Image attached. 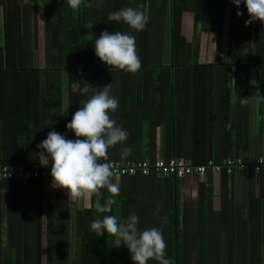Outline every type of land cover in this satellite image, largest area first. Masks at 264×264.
I'll use <instances>...</instances> for the list:
<instances>
[{"label":"crops","instance_id":"crops-1","mask_svg":"<svg viewBox=\"0 0 264 264\" xmlns=\"http://www.w3.org/2000/svg\"><path fill=\"white\" fill-rule=\"evenodd\" d=\"M87 2L90 7L82 4L79 10H73L67 0H0V45L28 44L34 67L38 60L63 59L68 53L72 59L97 61L95 53L83 50L79 53L76 43L84 39L85 49L103 31L110 34L120 31L134 36L136 44L168 45L172 22L176 23V16L172 21L171 10L176 12L179 8L181 34L197 50L177 58L211 64L216 59L219 25L225 34L232 18L241 23L249 18L243 2L238 9L231 0ZM126 7L138 8L149 17L144 30L135 32L123 22L109 21L111 12ZM237 11L243 15L237 16ZM256 22L251 24L254 28ZM52 28L57 32L53 33ZM221 37L223 44L226 37ZM64 43L72 46L64 51L52 46ZM146 50H137L139 58H160L163 64L170 65L172 54L167 48L162 53ZM241 57L251 60L255 54L251 50ZM226 58L229 56L223 48L219 59ZM148 70L160 72L159 79L164 84L145 83L141 70L136 74L105 71L98 75L96 83L88 82L94 91L111 83L110 94L119 100L111 118L128 133L125 142L109 148V161L177 158L187 163L200 157L206 163L212 161L209 159L219 162L226 156H230L226 159L236 156L250 160L264 156V134L257 132L260 118L264 120L262 65L258 69L249 68L247 92L238 90L234 70L230 86L206 80L201 83L199 77L198 83L196 79L192 82L191 75L183 73L189 70L186 68ZM38 74L39 81L44 80L43 73ZM128 76L135 83H124V77ZM61 77V85L23 84L16 94L9 85L0 89V157L8 156L15 163L30 167L42 163L38 155L42 150L37 145L50 131L75 139L66 124L80 107L79 101L88 97L72 92L65 72ZM173 79L175 83H170ZM253 80L257 86L250 83ZM240 98H247L248 103L242 105ZM204 130L211 135L209 139L192 138L196 131L204 136ZM173 133L179 156L170 153L174 146ZM4 137L12 139L9 144H3ZM130 156L138 158L130 159ZM248 171L233 167L221 173L220 169L210 168L203 176L176 178L154 170L125 178L113 174L111 180L119 186V194L112 197L106 189L103 191L106 199L114 200L109 215L116 216L118 223L135 213L140 230L155 227L162 231L166 255L174 264H264V259L260 262L230 259V251L251 250V235L256 238L257 232L260 238L262 232V208L256 207L254 200L258 199L259 204L264 202V183L259 174L251 176ZM51 182L50 177L0 181V264H133L128 248L124 244L117 246L115 237L108 235L109 243L99 236L92 240L93 232L87 226L90 223L85 221L92 222L90 210L95 200L87 205L73 201L66 191L50 187ZM173 223L176 227H172ZM174 231L177 256L170 254L174 239H171L173 245L168 239ZM254 243L258 250L264 251L262 239ZM105 249L108 259L101 260ZM148 264L157 262L150 260Z\"/></svg>","mask_w":264,"mask_h":264},{"label":"clouds","instance_id":"clouds-1","mask_svg":"<svg viewBox=\"0 0 264 264\" xmlns=\"http://www.w3.org/2000/svg\"><path fill=\"white\" fill-rule=\"evenodd\" d=\"M239 9L243 2L247 9L248 19L245 25L254 21L264 24V0H231ZM69 7L79 10L91 5L87 0H67ZM237 16H242L240 11ZM109 21L123 22L129 29L140 32L144 30L149 17L138 8L126 7L113 11L108 16ZM95 55L106 66L136 74L141 68V61L136 50L135 37L115 31H103L94 41ZM257 86L256 81L250 82ZM73 93L88 97L79 101L80 107L73 114L66 129L74 133L75 139H68L55 130L50 131L40 144L42 151L38 154L42 165L47 166L51 160L50 187L67 192L68 198L73 201H83L87 205L93 197L96 198V210L99 213H109L114 200L108 198L104 203L102 189H106L112 197L119 194V186L112 183L113 172L108 160L109 148L125 142L128 138L126 130L117 126L111 118L118 106L119 100L110 94L111 83L94 91L92 85L85 82L83 87L79 80L70 85ZM91 94V95H89ZM240 103L246 105L247 98H240ZM139 217L132 213L127 219L118 223L116 216L104 215L102 219H95L91 223V231L96 236L105 232L116 238L117 246L124 244L130 254L133 264H148L155 261L157 264H174L166 255V242L163 233L158 228L140 230Z\"/></svg>","mask_w":264,"mask_h":264},{"label":"trees","instance_id":"trees-1","mask_svg":"<svg viewBox=\"0 0 264 264\" xmlns=\"http://www.w3.org/2000/svg\"><path fill=\"white\" fill-rule=\"evenodd\" d=\"M222 1V0H221ZM180 10L179 8L174 12L171 10L172 15V21L174 20V17L176 16V23L172 22L171 30H170V43L167 45H164V43L159 42L157 44L153 43H146L145 45L138 43L136 44V48L138 51H142L143 48H147L146 52L149 53H162L164 49H168V51L172 54V58L170 59V65L163 64L162 59L158 58H139L141 61V73H143L142 78L145 80V83L151 84L154 83H163L162 80L159 78L162 76L160 72H157L159 74L157 76L156 73L149 71L148 69H166L168 67L173 68H186L189 69L188 71L183 72L184 75H191V81L198 83V77L201 78V83H205V80L212 84H224L229 85L231 82V78L233 76L232 70H234V78H235V84L237 85L238 90L247 92L248 91V70L250 67H253L255 69H258L259 65H262L264 67V24H261L259 21L256 22L255 28L249 24L245 25V23H241L240 20L236 21V19L232 18L230 21L227 33L224 34L223 27L219 25L217 28L219 33V40L218 44L216 46V59L214 63L211 64H200L197 62L196 59H185V58H177V56L183 57L186 52L189 51H196V45L194 43H186L184 40V36L181 34L180 31ZM220 18H222V12L219 13ZM236 21V22H234ZM244 24V25H243ZM54 30V31H53ZM53 33L57 30L52 28ZM68 33V31H64ZM222 35H225L226 42L221 44L222 41ZM84 40V39H83ZM81 40L80 42L76 43L78 52L81 53L82 50L87 51L88 53H95L94 49H90V47H94V43H88L85 45V49H83L84 42ZM160 41H162V38L160 36ZM52 46H55L56 48H62V50H68L69 47L72 46V44L67 45V43H64L62 45L59 44H53ZM89 48V49H88ZM223 48H226L227 54L229 58H226L225 60L221 61L219 59V55L221 50ZM88 49V50H87ZM58 50V49H57ZM254 51L255 58L254 59H243L242 53L246 52L249 53L250 51ZM60 51V50H59ZM82 52V53H83ZM30 46L28 44L25 45H18L16 43H4L3 45H0V89L4 88L7 89L8 85L11 86L10 89L13 93L16 94L19 90V85H38V83H43L46 85H61L62 84V77L61 73L65 72L67 75V82L71 85L72 82L79 80L80 84L82 85L85 82H89L92 80L93 83H96L98 80V75L105 71H115V72H124L121 70H118L116 68L108 67L106 66L102 61L97 60L94 61L93 59H83V58H74L72 59V54H66L65 58L63 59H49L44 61V65L38 64L34 67L33 60L30 59ZM176 56V57H175ZM46 62V63H45ZM102 62V65H101ZM34 72L36 74H34ZM43 73L44 80L39 81V74ZM126 73V72H124ZM238 73V74H237ZM128 74V73H126ZM173 78V76H172ZM97 79V80H96ZM124 83H135V79L130 80V76L127 78L124 77ZM188 82H190L188 80ZM170 83H175V79L170 80ZM241 84L244 85L240 86ZM70 87V86H69ZM29 86H27V89ZM71 89V87H70ZM258 134H261L263 136L264 134V120L260 118L259 121V128H258ZM206 135V136H205ZM211 137V135L207 134V131L204 130V136L202 134L200 135L197 131L194 132L192 135V138H196V140H206L209 139L207 137ZM14 137V136H13ZM172 142L174 146H172L171 149V156H179L181 153H178L179 148L177 147V142L175 139V134H172ZM11 138L4 137L3 144L7 145L9 144ZM12 140V139H11ZM16 141H19L17 137H15ZM169 153V154H170ZM232 158H236V156H231ZM117 157H112V159H117ZM138 158L136 156H130V159ZM226 158H230V156H226L225 158L221 159L219 162L214 161L213 159L211 162H207L206 159L205 162H201L202 159L200 157L193 159L191 162L187 161V163L191 165H198V164H204L207 167V170L205 174H207L208 170L211 168L212 165L218 164L220 166V172L226 173L227 168L223 164V160ZM257 157H255L256 159ZM110 158H108L107 161H101L108 163ZM140 160H144L141 158H138ZM246 159V158H245ZM242 159V160H245ZM149 163H153L155 159H147ZM168 160V159H164ZM254 160V159H253ZM17 161L10 160L8 156H1L0 157V164H13ZM18 164V163H15ZM26 163H24L25 165ZM28 164H26L27 166ZM250 175L252 176L254 173H257L260 175L259 178H261V183H264V171L254 172L253 170L248 171ZM132 175H121V177H129ZM169 176H172L173 178H176L175 175L169 174ZM3 180H9V179H3ZM1 180V181H3ZM17 180V179H14ZM102 193V199L100 203H104L106 200L105 192L103 189L101 190ZM264 198V196H263ZM93 200H95V205L90 210V218H92V222L95 219H102L104 215H109V213H99L96 210V198L93 197ZM256 203V207L262 208V219H260V224L262 228L261 236L260 238L257 235L256 232V238H253V235H251L252 241V249L251 250H244V251H230V259H238L242 262L246 261H255L260 262L264 258V251H260L257 249V244L254 242L262 239L264 241V202L259 204L258 199L254 200ZM264 201V200H263ZM255 207V206H254ZM90 225H87L89 227V231H91V223ZM88 223V224H89ZM172 227H176V225L173 223ZM253 229V227H252ZM88 231V230H86ZM92 233V231H91ZM91 235V234H90ZM93 235V236H92ZM92 240L95 238L96 234L92 233ZM98 237V236H96ZM85 238V237H83ZM99 239H104L109 243L110 237L105 232L103 235L98 237ZM169 242H171V239H174V245H170L171 251L170 254L176 255L178 253V249L175 250L176 246V232L172 233L171 237H168ZM256 240V241H255ZM254 248V249H253ZM108 259V253L105 249L104 255L102 256L101 260H107Z\"/></svg>","mask_w":264,"mask_h":264},{"label":"built area","instance_id":"built-area-1","mask_svg":"<svg viewBox=\"0 0 264 264\" xmlns=\"http://www.w3.org/2000/svg\"><path fill=\"white\" fill-rule=\"evenodd\" d=\"M108 164L114 175H146L150 171L162 175L173 174L177 177L197 175L203 176L207 170L206 165L198 164L191 165L184 162L182 159L170 158L168 160L157 159L153 163L146 160L136 162H120L109 161ZM223 164L227 168V172L233 167H238L244 170H253L254 172L264 171V156H259L254 160L250 159H226ZM211 169L219 170L218 164L212 165ZM51 163L47 166L38 163L27 167L23 164H0V181L3 179L27 180L30 178H52L50 176Z\"/></svg>","mask_w":264,"mask_h":264},{"label":"rangeland","instance_id":"rangeland-1","mask_svg":"<svg viewBox=\"0 0 264 264\" xmlns=\"http://www.w3.org/2000/svg\"><path fill=\"white\" fill-rule=\"evenodd\" d=\"M36 64L43 65L44 64V61L38 60V61H36Z\"/></svg>","mask_w":264,"mask_h":264}]
</instances>
